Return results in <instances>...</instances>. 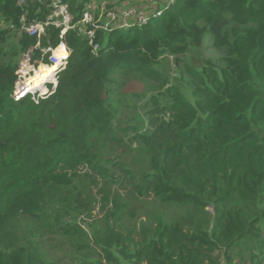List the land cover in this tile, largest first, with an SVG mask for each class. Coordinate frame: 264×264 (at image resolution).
Wrapping results in <instances>:
<instances>
[{
  "label": "trees",
  "instance_id": "obj_1",
  "mask_svg": "<svg viewBox=\"0 0 264 264\" xmlns=\"http://www.w3.org/2000/svg\"><path fill=\"white\" fill-rule=\"evenodd\" d=\"M63 1L76 20L98 0ZM48 12L28 0L30 18ZM19 14L17 0H0V264H56L46 243L59 245V235L84 238L108 264H220L222 249L226 264H262L264 0H174L145 25L97 32V54L68 30L67 65L38 103L11 96L20 56L36 42L11 28ZM58 33L49 27L41 45H57ZM41 65L33 86L53 80L52 65ZM132 80L146 92L124 91ZM96 178L99 206L109 208L88 233L76 218L90 217ZM113 184L183 213L138 243L115 222L131 202Z\"/></svg>",
  "mask_w": 264,
  "mask_h": 264
},
{
  "label": "built area",
  "instance_id": "obj_2",
  "mask_svg": "<svg viewBox=\"0 0 264 264\" xmlns=\"http://www.w3.org/2000/svg\"><path fill=\"white\" fill-rule=\"evenodd\" d=\"M34 1V0H31ZM49 12L44 19L30 18L27 15L28 0H17L20 7V14L17 23L11 25V28L20 33H27L36 37V42L26 52L22 53L19 59L18 68L15 71L17 78L15 80L11 96L14 100L23 97H29L33 102L38 103L40 99L53 94L57 87L58 72L64 69L70 55V50L65 41V35L68 30H76L78 35L87 38V43L93 54H97L100 43L96 39V33L103 31L106 33L121 30L129 26H142L147 24L149 14L144 13L139 8L131 6L128 8H118L111 6L107 0H99L87 3L81 10L78 19L74 20L73 14L69 11L68 5L63 0H38ZM174 0H166L164 7L154 11L152 16H157ZM40 9L38 7L37 11ZM131 19V20H130ZM59 30V42L54 47L41 45V39L46 34L49 27ZM49 42V41H48ZM61 48L65 53L59 55L55 50ZM40 51L39 59H32V51ZM55 64L57 68L53 71L51 77L56 78L54 82L47 81L41 87H29L25 81L28 73H34L35 64ZM38 65V66H39Z\"/></svg>",
  "mask_w": 264,
  "mask_h": 264
},
{
  "label": "rangeland",
  "instance_id": "obj_3",
  "mask_svg": "<svg viewBox=\"0 0 264 264\" xmlns=\"http://www.w3.org/2000/svg\"><path fill=\"white\" fill-rule=\"evenodd\" d=\"M99 2L96 1L95 4ZM166 0H137L133 4H126L123 5V8H128L131 6H135L139 8L141 11L147 14H153L154 11L161 9ZM111 6H118V4H113ZM118 7V8H122ZM131 20V19H130ZM14 30V29H13ZM168 62L170 63V67L172 68L170 71V74L173 78H178L177 71L174 66H172L173 62V56L168 55L167 58ZM46 64V63H45ZM42 63V65H45ZM39 63L35 64L34 71L39 70L38 68ZM38 68V69H37ZM41 87V86H39ZM124 91L126 92H136V93H145L146 88L144 85L137 81L132 80L128 81L124 87ZM148 94H146L147 96ZM124 111V110H123ZM133 113L137 112V109L132 111ZM125 113V111H124ZM122 115V114H121ZM125 117H127L125 113ZM147 125L145 124L144 127L141 129V131H145ZM101 187V181L99 178L95 179V183L92 186L93 188V196L95 198V201L93 203V209L91 211V215L89 218L80 216L79 218H76V222L83 225V228L85 227V230H87L88 233L92 232V229L88 228V223L92 224L93 226H100L95 221L97 219H100V223L102 224L104 221L102 220L105 216L106 211L109 208L108 206H105L104 209H101L100 205V193L98 192V189ZM121 188V185H112L113 190H117L120 196L124 199L129 201L130 205L129 207L125 208L123 211L118 213V217L115 221V219H110V222L115 221L117 224H119V228L121 230H125L126 228H133L135 229L134 239L140 243L143 242L145 232L152 231L156 228L157 223L159 221L161 222H173L176 219H178L182 213L183 210L178 207L175 204H167V203H161L158 198L154 197L152 194H147L144 197L140 199H130L128 195L125 193L124 190L119 189ZM134 206L136 208V214L134 216L129 215L128 209ZM211 215H214V209L212 207H207ZM199 214L196 213V216ZM183 230H191L193 232V226L191 225H185L182 224ZM57 240L60 241L59 245L52 241H47V249L51 253V258L56 259V264H89L86 263L85 260H91L96 261L99 260L100 262H97L96 264H108L105 259L98 256V253L93 250L92 248H82L80 246L82 239L73 238L71 240L65 241L66 239L62 238L60 235L57 237ZM71 241V242H70ZM93 248L98 249L99 247L96 245H92ZM234 247L232 248V251H234ZM224 249H222L219 253L222 254L220 256V264H226L224 259ZM217 254V252H215ZM60 260L58 261V259ZM120 264H133L131 261H128L127 259H123L120 261ZM138 264H145L143 261V257H141V260ZM233 264V263H232ZM234 264H243L242 261L235 260ZM248 264V262H247ZM264 264V262L262 263Z\"/></svg>",
  "mask_w": 264,
  "mask_h": 264
},
{
  "label": "bare ground",
  "instance_id": "obj_4",
  "mask_svg": "<svg viewBox=\"0 0 264 264\" xmlns=\"http://www.w3.org/2000/svg\"><path fill=\"white\" fill-rule=\"evenodd\" d=\"M62 52H63V51H62L61 48H58L57 50H55V53H57V54H59V55H61V56L65 54L64 52H63V53H62ZM45 65H52V67H51L52 70H55V69L57 68V65H55V64H45ZM41 66H42V65H41ZM35 72H36V71H34V73L28 75V78H27L26 81H27V84H28L27 86H29V87H35V86L31 85V83H32V82H31V79H32L31 76H32V75H35ZM55 80H56V78H53V80L50 79V80H48V81L54 82ZM43 83H45V82H43ZM43 83H41L40 86H42Z\"/></svg>",
  "mask_w": 264,
  "mask_h": 264
}]
</instances>
